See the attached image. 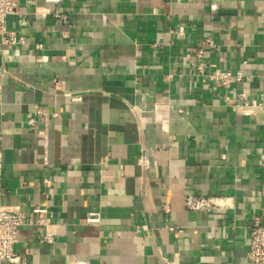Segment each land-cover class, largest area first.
Wrapping results in <instances>:
<instances>
[{
	"label": "crops",
	"instance_id": "1",
	"mask_svg": "<svg viewBox=\"0 0 264 264\" xmlns=\"http://www.w3.org/2000/svg\"><path fill=\"white\" fill-rule=\"evenodd\" d=\"M7 29L26 43L0 37V203L24 213L23 264H252L264 0H21ZM225 71L243 79L215 86Z\"/></svg>",
	"mask_w": 264,
	"mask_h": 264
},
{
	"label": "built area",
	"instance_id": "2",
	"mask_svg": "<svg viewBox=\"0 0 264 264\" xmlns=\"http://www.w3.org/2000/svg\"><path fill=\"white\" fill-rule=\"evenodd\" d=\"M21 0H0V37L5 45H25L26 40L19 37L14 32L7 29V20L10 16L16 15L20 7ZM203 45H213V42L206 41ZM200 56L202 51L199 52ZM0 70L4 72L3 63L0 60ZM241 81L243 72L231 71L220 72L210 78L213 84L217 87L225 89L231 88L232 80ZM228 99V98H227ZM229 100V99H228ZM236 108L251 109L257 106L256 102H251L247 94H234L231 101ZM259 105V104H258ZM261 105V104H260ZM259 105V106H260ZM251 115V114H250ZM47 115L44 110L36 107L33 116L29 119L31 127L36 126L39 120L44 119ZM142 165H149L148 160H141ZM185 206L190 211H206L213 212L215 210H225L229 207V201L220 197H203L197 195H187L185 197ZM35 213L43 215L46 210H34ZM99 218L90 214L87 218L88 223H94ZM26 224V219L23 211L19 207L7 206L0 203V264H23L25 259L17 254L15 248L18 243V234L20 229ZM46 221L44 218L37 220L38 226H44ZM46 243H52L53 238L43 236ZM249 251L248 259L252 264H264V224L256 223L249 231Z\"/></svg>",
	"mask_w": 264,
	"mask_h": 264
},
{
	"label": "bare ground",
	"instance_id": "3",
	"mask_svg": "<svg viewBox=\"0 0 264 264\" xmlns=\"http://www.w3.org/2000/svg\"><path fill=\"white\" fill-rule=\"evenodd\" d=\"M155 106V105H154Z\"/></svg>",
	"mask_w": 264,
	"mask_h": 264
}]
</instances>
